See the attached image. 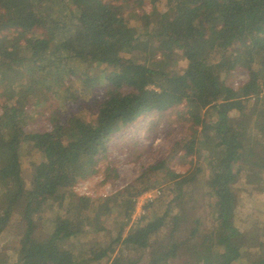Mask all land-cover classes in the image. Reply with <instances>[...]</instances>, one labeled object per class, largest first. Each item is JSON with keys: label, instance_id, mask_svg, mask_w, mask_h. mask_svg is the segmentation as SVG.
<instances>
[{"label": "trees", "instance_id": "16d2710c", "mask_svg": "<svg viewBox=\"0 0 264 264\" xmlns=\"http://www.w3.org/2000/svg\"><path fill=\"white\" fill-rule=\"evenodd\" d=\"M151 3L145 22L132 26L127 12L137 11L127 1L0 0V235L13 238L0 245V264H113L128 244L142 248L131 264H264V219L246 230L237 224L240 191L264 193V108L249 105L264 98V0ZM178 50L182 69L170 63ZM239 67L248 79L235 88L228 79ZM95 68L109 85L93 120L74 115L51 119V129L26 128L27 100L74 98L61 94L71 76L86 81ZM182 104L194 116L184 155L197 154L198 165L166 171L170 201L156 197L132 219L136 197L154 188L148 177L157 163L109 196L74 192L100 172L115 133ZM27 144L40 154L28 174ZM83 233L93 234L89 247L73 250L67 241Z\"/></svg>", "mask_w": 264, "mask_h": 264}, {"label": "rangeland", "instance_id": "374dc122", "mask_svg": "<svg viewBox=\"0 0 264 264\" xmlns=\"http://www.w3.org/2000/svg\"><path fill=\"white\" fill-rule=\"evenodd\" d=\"M127 1L130 10L127 12L130 25L135 26L145 22L144 13H151L152 3L151 0H121ZM162 4L158 7L161 9ZM157 20V16L153 17ZM207 47L212 40L210 35L206 36ZM187 47V43L185 45ZM160 61L159 56H153L150 59V64L156 66ZM170 63H177L179 69L185 68L187 65L186 57L181 50L177 51ZM72 68H76V62L71 63ZM103 68L92 69L89 78L85 81L80 76H71V80L67 82L70 89H62L61 94L63 97L70 95L72 91L75 93L74 98L68 100L60 99L50 96L49 100L43 101V96L40 100L32 99L27 100V109H29L25 123L27 129L34 130H47L51 129L53 118H61L62 121H67L68 118L74 115H81L87 121H91L96 117L98 105L105 96V91L108 87V81L104 75L101 74ZM248 79V70L244 67H239L234 70V74L228 79L229 84L237 88ZM161 84L167 85V80L162 79ZM40 102V104H39ZM255 102L258 106L264 108V98L257 103L253 100L249 102L251 105ZM251 103V104H250ZM194 107V108H193ZM193 110H198L202 115L210 113L215 115L214 109H201L199 106L193 105ZM191 107L187 104L169 109L164 113H147L139 117L135 122L126 126L123 130L115 133L109 142L108 155L104 162H101L100 172L87 179L78 181L73 187L74 192L79 195H86L93 198L108 196L116 193L118 190L124 188L129 183L137 179L144 170L152 165H158L157 171L149 176V183L154 187L153 190L161 191L156 194L162 201H170L172 194L168 192L166 176L167 170L174 172L185 173L188 169H193L198 164V155L185 156L182 147V141L190 138L194 133L193 119L194 116L189 113ZM213 116V115H212ZM23 168L26 174L30 172V164L34 159H40V154L30 145L23 146ZM224 154L218 153L216 161H220ZM201 162L207 164L203 158ZM247 161V156L243 158ZM110 167L105 172L106 166ZM116 173V176H115ZM107 175L110 177L107 179ZM168 180V181H167ZM87 186V189L85 188ZM243 186V182H239V187ZM192 190L199 191V186H191ZM242 204L237 214V224L243 230L251 227L257 217L258 221L264 219V193L260 191H240ZM146 205L144 206L146 214ZM162 205L156 203L154 209L161 211ZM136 211V208H135ZM134 211V213H135ZM51 213V215H49ZM132 216L136 220L141 216L139 213ZM54 217V211H46L44 215ZM140 215V214H139ZM143 216V215H142ZM3 222V217L0 214V223ZM41 223V220H40ZM131 225L127 226L126 235L129 233ZM93 234L83 233L76 238L67 241V244L75 251H82L89 247L88 241L92 238ZM244 237L248 239V234L245 233ZM0 245L11 246L13 245V238L9 232H3L0 235ZM126 253L122 257H116L113 264H131L135 262L142 253V248L126 245Z\"/></svg>", "mask_w": 264, "mask_h": 264}, {"label": "built area", "instance_id": "2783aa9c", "mask_svg": "<svg viewBox=\"0 0 264 264\" xmlns=\"http://www.w3.org/2000/svg\"><path fill=\"white\" fill-rule=\"evenodd\" d=\"M85 188L87 189V186H85ZM161 193V191L158 190H149L144 192L143 194L139 195L138 197H136L135 199V205H136V211L134 213L135 214L139 213L138 216H142L145 214V210L143 209L145 204L153 201L156 198V194ZM104 196H107V194H104Z\"/></svg>", "mask_w": 264, "mask_h": 264}]
</instances>
